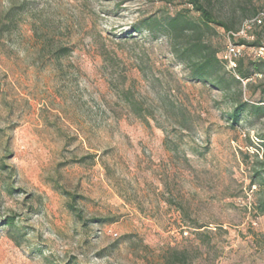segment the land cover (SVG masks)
<instances>
[{
    "label": "rangeland",
    "instance_id": "obj_1",
    "mask_svg": "<svg viewBox=\"0 0 264 264\" xmlns=\"http://www.w3.org/2000/svg\"><path fill=\"white\" fill-rule=\"evenodd\" d=\"M247 2L204 4L238 30ZM177 7L0 0V264H264V117L231 122L264 75L222 93L133 33Z\"/></svg>",
    "mask_w": 264,
    "mask_h": 264
},
{
    "label": "trees",
    "instance_id": "obj_2",
    "mask_svg": "<svg viewBox=\"0 0 264 264\" xmlns=\"http://www.w3.org/2000/svg\"><path fill=\"white\" fill-rule=\"evenodd\" d=\"M168 6L177 5L173 13L169 11L166 14L150 15L142 18L132 26L133 33L146 31L151 36H162L167 39L173 57L188 71V78L191 81L202 83L213 90L225 93L227 91L238 90L239 97H242V84L234 75L224 70L221 51L213 44L212 33L216 27L224 29L226 32L237 31L232 22H225L217 17L205 6L204 2L208 0H164ZM244 10L249 8L247 17L253 18L264 10L259 5L247 2L242 6ZM249 19V18H248ZM257 40L248 43L241 40L240 44L256 47L260 45L262 38L260 28L255 32ZM251 53L248 50L245 56L239 61L238 73L241 79L248 80L247 85L252 81L255 74L264 75V61H248ZM246 85V86H247ZM244 114L250 118L262 119L264 117V100L249 104L248 102L238 101L231 115L232 127L239 126ZM259 149L264 151V139L258 138ZM253 184L264 185V164L254 173ZM75 209V208H73ZM7 223L13 225L14 220Z\"/></svg>",
    "mask_w": 264,
    "mask_h": 264
},
{
    "label": "built area",
    "instance_id": "obj_3",
    "mask_svg": "<svg viewBox=\"0 0 264 264\" xmlns=\"http://www.w3.org/2000/svg\"><path fill=\"white\" fill-rule=\"evenodd\" d=\"M259 28L261 30L260 37L262 38V35L264 34V10L261 11L257 16L246 19L237 31L228 32L226 47L221 55V61L225 71L234 75L243 83L244 86L247 85L248 80H243L239 76V61L245 56L248 50L251 53L252 60L264 61V41L261 40L260 45L256 47H249L248 45H246V43L240 44L239 42L241 40H244L248 44L256 41L257 36L254 32ZM254 77L261 78L262 75L255 74ZM257 142L260 143V140L257 139Z\"/></svg>",
    "mask_w": 264,
    "mask_h": 264
}]
</instances>
